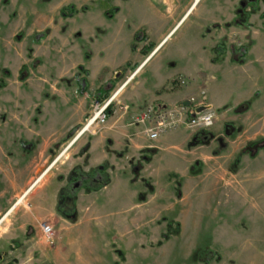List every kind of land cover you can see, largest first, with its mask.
Listing matches in <instances>:
<instances>
[{
  "label": "rangeland",
  "instance_id": "1",
  "mask_svg": "<svg viewBox=\"0 0 264 264\" xmlns=\"http://www.w3.org/2000/svg\"><path fill=\"white\" fill-rule=\"evenodd\" d=\"M240 1L230 9L238 11ZM133 2L0 0V80L6 82L0 87V220L93 115L100 82L91 72L90 90L84 96L77 92L75 74L80 65L87 67V60L98 56L110 30L131 24ZM70 4L78 11L72 17H62L61 8ZM221 6H226L225 0H199L163 41L159 49L167 44L138 80L149 77L167 50L187 33L194 38L192 27L203 11L218 15ZM112 7L118 10L108 18L105 11ZM249 8L248 24H244L243 13L238 16L243 29L213 35L214 41L227 45H251L249 62L242 67L233 65L228 53L219 61V69L212 70L214 93L210 79L182 97L215 104L219 119L209 130L214 137L191 145L195 131L183 126L186 128L168 132L159 141H147L152 147L142 151L135 150L131 142L135 135L131 140L122 137L117 143L103 140L114 147L113 158H126L117 170L115 166L110 169L115 185L97 201L82 190L84 201L76 203L77 213L69 219L33 221L37 203L26 194L23 203L0 225V264H205L197 259L202 248L220 256L219 261L209 264H264V18L260 15L264 0ZM45 30H49L48 35L35 42L34 34ZM125 55L123 52L121 57ZM164 64L166 72L182 66L170 65L168 60ZM24 65L27 75L22 80ZM133 74L131 69L123 71L115 84L111 95L125 86L109 119L123 113L120 103L131 110L124 90ZM186 84V80H179L176 87ZM239 104L245 106L237 108ZM224 121H232L240 129L234 139H225L226 146L218 139ZM100 126L83 132L70 145L53 177L58 175L59 181L67 183L77 156L88 149ZM71 130L74 133L67 139ZM24 141L28 143L25 147ZM254 141L262 148L252 158L244 149ZM45 179L47 176L40 184ZM111 199L114 201L108 203ZM40 207L43 214L50 210ZM43 223L53 226L51 240L42 231ZM170 226L169 237L163 238Z\"/></svg>",
  "mask_w": 264,
  "mask_h": 264
},
{
  "label": "crops",
  "instance_id": "2",
  "mask_svg": "<svg viewBox=\"0 0 264 264\" xmlns=\"http://www.w3.org/2000/svg\"><path fill=\"white\" fill-rule=\"evenodd\" d=\"M198 1L199 0H135V2L132 3V8L129 14L131 16V24H121L113 31L110 30V33L107 36L109 40L106 45H103L100 52L97 53L98 56L95 57L93 55L91 59L87 60L88 64L87 67H85L89 70V76L93 73V75L99 80L100 85L98 89L114 80L117 83V81L122 79L121 75L123 74V71H129V69L134 71L132 79L129 84L126 85V89L124 90V100L129 102L132 106L131 110L129 111L128 109L126 112L119 108V110L123 113L114 114L110 117V119L108 118L106 124L101 125L98 130L93 133L94 137L90 141L89 146L86 147V149H88L77 156V160L76 163H74L75 165H73V168L81 166L85 171H90L102 164H107L108 173L113 166H115L117 170V165H121V162L126 158H120L116 155H114L115 157L113 158L112 155L114 154L113 152H115L113 149L114 147L108 146L103 140L111 142L112 139L114 143H117L118 141H121L122 137H128L129 140H131L130 137L135 135V139L131 140V142L134 141L133 144L135 145V150L139 149L142 151L145 148L152 147V145L147 144V141L154 142V140H151L146 134L144 125L134 121V117L149 106L157 107L161 105L162 107H174L181 104L187 105L189 98L183 99V95L192 92L197 87H201L199 84L203 80H210L212 78V70L215 71L219 69L217 68L219 61L228 53H226L218 62H212L213 47L219 43L218 41L213 40V35L214 32H223L224 30L227 31L226 29H243L241 26L242 24L238 19V11L235 8L232 10L230 9V5L235 7V2L238 0H225L226 6L220 7L221 11L218 15H213V13L211 14V11H203L198 17L195 25L192 27L195 33L194 38L190 39L187 33L185 37L179 41V43L172 45L167 50L166 56L163 60H160L155 64V67L151 70L149 77L143 80H138L140 74L144 72L145 68L158 56L160 51L167 44L166 43L159 49L163 41L169 37V35L188 15ZM242 1L243 0L239 2V5H241ZM185 2L186 4H184ZM194 10L192 12H194ZM247 10L250 11V8ZM134 21L139 24H134ZM137 33H141L140 36L142 37V40H139L137 43L138 46L133 44L134 41H136L135 36ZM123 52L126 54L124 58L121 57ZM250 53L251 49L249 50L247 61L244 64L231 62L230 56L229 61L231 64L236 66H245V64L249 62ZM166 60H168L169 64L172 63L173 65L182 63V66L180 69H178V67L174 68L172 71L166 72L164 64ZM176 65L174 67H176ZM166 73H168V75H166ZM111 74H114V76ZM178 79L186 80L187 84L177 88ZM173 80L177 81L176 85H174L176 87L175 90L172 85V88L164 89L166 86H169V83ZM213 80L209 86L214 93L213 89L215 88H213L214 85H212ZM89 82L91 86L90 79ZM98 89H96V91ZM172 89L174 91L169 92ZM87 93L82 95L88 96ZM143 96H146L145 100ZM206 102L210 104L216 112L215 104L207 100ZM128 113L131 115L130 118L132 119V123L129 122L130 118ZM218 115L219 114L216 113V122L219 119ZM225 122L227 121H224V123ZM224 123L222 126V133ZM182 128L185 129L186 127ZM71 132L72 130L67 134V139H69L68 136L71 137L74 133L70 134ZM75 140L76 139L74 138L70 144H68L69 146H65V152L63 151L58 156L55 154L52 158L53 160H51L52 162L50 164V168H47L48 171H46L47 169L45 170L46 173L42 179L36 184V181L32 182V184L28 187L29 191L27 194L31 195L33 203H37L34 205L36 215L33 221L39 222L43 218L69 219L58 211L60 191L67 185L68 181L65 184L57 179L58 175L53 177L52 174L55 168L63 165L61 160L64 155L70 151V145L73 144ZM157 141H159V139H157ZM52 148L53 147H50L48 149L52 150ZM116 170H112V172H114L113 175L117 174L115 172ZM46 176L47 179L40 184ZM114 185L115 178L113 177L110 180V183L100 190L86 191L85 189H81L78 191L76 203H82V201H84L85 197L81 194L82 190H85L87 197L90 195V197H93L97 201V199L101 200L100 198H102L104 194H107ZM126 193L127 191H125L124 198L126 197ZM113 201L111 199L108 203ZM40 205H43V207H49V212L43 214V208L40 207ZM2 212L3 210L0 209V215ZM29 216L32 219L31 215Z\"/></svg>",
  "mask_w": 264,
  "mask_h": 264
},
{
  "label": "trees",
  "instance_id": "3",
  "mask_svg": "<svg viewBox=\"0 0 264 264\" xmlns=\"http://www.w3.org/2000/svg\"><path fill=\"white\" fill-rule=\"evenodd\" d=\"M250 2L252 0H249ZM254 4H251L250 2H243L241 3V8L238 10V16L240 13H243L245 15L246 21L245 25L247 23V19L251 15L250 11H247V9L252 5L254 8L255 4H258L260 0H253ZM118 10L117 7H112L110 10L105 11V15L108 18H112L114 16V13ZM78 9L75 5L70 4L67 6H64L60 10V14L64 18L72 17ZM262 17L264 18V10L262 11ZM49 30L37 32L34 34V41L40 42L43 38H45L48 35ZM141 33H137L135 36V40L139 41L142 40ZM144 40V39H143ZM251 45L243 44V45H236V44H230L227 45L225 42L220 41L216 44V46L213 47V57L212 62L216 63L218 62L226 53H230V61L237 64H244L247 61L248 53L250 50ZM27 66H23L20 71V79L24 80L27 75ZM89 76V70L86 69L83 65H80L78 67V71L75 74L76 79V85H77V92L79 94H85L89 91L90 82L88 79ZM176 80L171 81L170 85L174 86L176 85ZM116 81H111L107 85L100 87L96 93H95V99L98 101H104L108 97H110L111 92L115 88ZM6 85V82L4 79L0 80V87H4ZM168 87L166 86V88ZM245 105L241 104L237 108H243ZM113 106L109 108L110 112ZM240 109H238L239 111ZM240 129L239 127L231 122L227 121L224 123L223 127V133L218 137L219 142L223 144V146H226V138L234 139L237 134L239 133ZM74 130L70 133L72 134ZM214 137L213 132L209 130H202L198 131L193 136V141L191 142V145H196L198 143H207ZM258 142V141H257ZM256 141L252 142L247 149H244V153L248 152L250 157L254 158L257 156L260 148H262V145H258ZM23 147L27 146V141L22 142ZM30 145H32L30 143ZM33 146V145H32ZM264 148V147H263ZM27 150L29 148H26ZM148 150V149H147ZM146 150V151H147ZM151 151V149H149ZM153 151V150H152ZM218 152V151H216ZM108 165L102 164L101 166L94 168L90 171H85L81 166H76L71 171V175L68 179V183L66 186H64L60 191V199L58 203V211L64 215L66 218H72L77 213V194L78 191L84 188L87 191H97L106 186L110 183V175L107 172ZM137 169V168H136ZM172 227L170 226L168 232L163 234V238H168L169 233ZM218 254L216 251L209 249V248H202L197 251V259L200 262H203L205 264H209L213 260H220V256H217Z\"/></svg>",
  "mask_w": 264,
  "mask_h": 264
},
{
  "label": "built area",
  "instance_id": "4",
  "mask_svg": "<svg viewBox=\"0 0 264 264\" xmlns=\"http://www.w3.org/2000/svg\"><path fill=\"white\" fill-rule=\"evenodd\" d=\"M121 89L103 102L96 101L93 115L85 124L82 130L83 132L90 131L92 128L107 122L109 107L117 102V96ZM119 108L126 112L129 106L120 103ZM215 119L216 114L213 107L204 99L199 100L193 96L189 98L188 106L183 104L174 107L159 108L150 106L134 117L136 123L144 125L145 132L151 140H157L162 135L176 130L181 126H186L193 130H207L215 124ZM42 230L48 240L53 238L54 229L51 224L43 223Z\"/></svg>",
  "mask_w": 264,
  "mask_h": 264
},
{
  "label": "bare ground",
  "instance_id": "5",
  "mask_svg": "<svg viewBox=\"0 0 264 264\" xmlns=\"http://www.w3.org/2000/svg\"><path fill=\"white\" fill-rule=\"evenodd\" d=\"M50 168V167H49ZM48 168V169H49ZM48 169L46 170V171H48ZM46 171L38 178V180L37 181H39V180H41L42 179V177L44 176V174L46 173ZM36 181V182H37ZM28 189L21 195V196H19L18 197V199H17V201L15 202V204L12 206V207H10L11 209L1 218V220H0V225H1V223H2V221L3 220H5L6 218H7V216L13 211V209H15V207L16 206H18L19 204H21V203H23V201H24V198L26 197V194L28 193Z\"/></svg>",
  "mask_w": 264,
  "mask_h": 264
},
{
  "label": "flooded vegetation",
  "instance_id": "6",
  "mask_svg": "<svg viewBox=\"0 0 264 264\" xmlns=\"http://www.w3.org/2000/svg\"><path fill=\"white\" fill-rule=\"evenodd\" d=\"M110 96H111V95H110ZM108 98H109V97H108ZM108 98H107V99H108ZM107 99H106V100H107ZM104 101H105V100H104Z\"/></svg>",
  "mask_w": 264,
  "mask_h": 264
}]
</instances>
